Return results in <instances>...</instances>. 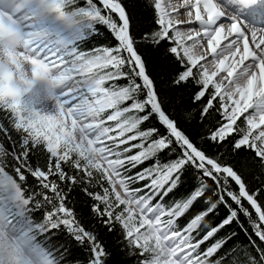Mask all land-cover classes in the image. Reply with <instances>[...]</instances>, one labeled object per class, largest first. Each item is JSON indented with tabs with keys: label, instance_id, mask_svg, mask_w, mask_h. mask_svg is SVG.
Masks as SVG:
<instances>
[{
	"label": "snow or ice",
	"instance_id": "6c2138e0",
	"mask_svg": "<svg viewBox=\"0 0 264 264\" xmlns=\"http://www.w3.org/2000/svg\"><path fill=\"white\" fill-rule=\"evenodd\" d=\"M0 264H264V0H0Z\"/></svg>",
	"mask_w": 264,
	"mask_h": 264
}]
</instances>
